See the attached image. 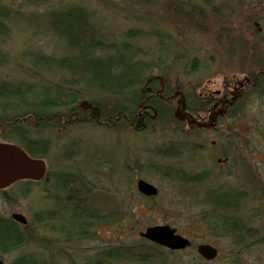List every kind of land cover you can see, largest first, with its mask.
<instances>
[{"label": "rangeland", "instance_id": "rangeland-1", "mask_svg": "<svg viewBox=\"0 0 264 264\" xmlns=\"http://www.w3.org/2000/svg\"><path fill=\"white\" fill-rule=\"evenodd\" d=\"M244 1L247 5L241 8L248 7L246 30L244 24L241 27L243 11L240 6ZM254 1L213 0L206 4L204 0H50L34 6L21 0H0V4L9 5L13 11L24 14L10 20L7 24L9 37L0 38V56L7 57L5 65L0 67V80L26 82L30 86L29 92L37 93V96L49 87L53 90L52 86L32 80L26 74L37 53L64 57L67 54L64 42L41 25L36 28L27 25L25 19L50 10L81 6L92 14L99 27L97 38L104 45H133L139 59L149 65L144 73L146 80L165 78V86L172 89L179 84H193L196 91L199 85L208 86L209 81L218 87L224 79L240 77L243 72L254 68L248 61L256 53V47L250 44L256 38L255 15L250 9L254 7ZM204 22L209 28L206 29ZM129 32L138 38L127 37ZM243 39L248 40L246 48L237 51L242 47L238 40ZM166 47L167 50L164 49ZM107 52L100 50L95 53L102 55ZM241 55L246 57V68H240L242 61L238 57ZM68 57L77 59L78 55L68 52ZM193 62H196L198 71L196 68L191 71L189 65ZM41 74L49 77L45 70ZM159 86L155 84L156 89ZM171 91L173 94L176 92ZM245 102L246 107L241 112L243 121L238 118L239 110H234L221 122L219 132L214 136L206 134L208 142L215 140L217 146L228 142L234 151L226 167L218 170L219 173L224 172L219 175L213 168L204 169V164L195 163L192 159L174 160L158 155L160 147L171 143L185 146L193 140L186 137L195 136L187 129L178 131L179 126L170 120L152 123L146 130L124 124L107 127L90 117L84 123L72 126L63 122L58 128L32 129L34 137L47 139L50 145L49 154L44 158L48 164L47 177L39 183L22 182L0 190V216L13 220L14 214L22 215L27 220L26 225L21 224L25 230H29L31 223L33 237L28 254L44 262L50 261L49 264H83L84 259L94 256L102 247L152 244L140 238L139 234L148 227L163 225L177 229L178 234L193 243V247L179 256L180 264H264V244H252L245 249L249 244L247 240L241 244L243 248L240 250L233 239L214 234L202 221L204 214L217 210L204 200L208 189L221 186L242 188L250 193V197L238 213L245 225L258 229L257 234H264V94L252 93ZM169 108L173 118L176 104ZM0 143H6L2 135ZM213 157L216 162L218 156ZM215 162L209 166L213 167ZM155 166L183 168L191 174L206 171L211 176L195 188L198 196L192 202L182 199L177 181L158 174L154 171ZM57 174H74L86 192L104 194L114 201V204L111 201L112 209L105 212L106 222L111 223L90 229L94 239L73 242L68 247L57 236L64 231L53 229L54 223L66 231L78 229L70 214L58 221L46 216L53 203L64 198L51 186ZM141 180L155 187L157 194L148 197L141 194L137 189ZM52 196L53 203L49 201ZM60 212L58 210V214ZM41 220L40 226L38 221ZM200 244L218 248V258L205 261L197 253ZM81 253L82 260L79 259ZM20 256L18 252H0L4 264H13Z\"/></svg>", "mask_w": 264, "mask_h": 264}, {"label": "trees", "instance_id": "trees-1", "mask_svg": "<svg viewBox=\"0 0 264 264\" xmlns=\"http://www.w3.org/2000/svg\"><path fill=\"white\" fill-rule=\"evenodd\" d=\"M21 1L39 6V4H46L50 0ZM168 9L170 11L171 8ZM20 15L24 14L13 11L9 5L0 4V38L9 37L10 32L7 29V24ZM34 17L35 15H30L27 19L24 18L27 25L33 28L41 25L52 32L63 40L67 54H64V57H53L37 53L31 60V67L26 75L32 80L42 81L47 86L53 87V90L49 87L42 92V97L41 95L37 96V93L29 92L30 86L26 82L0 80V134L4 141L21 147L32 158L44 159L50 151L49 142L47 139L34 137L32 129L58 128L60 127L59 123L66 122V120L72 121L68 122L70 126L84 123L90 116L85 113L87 111L83 112L79 108V104L83 101L92 103L100 109L101 115L100 117L95 116L96 121L133 127L130 122L137 117L140 103L144 99L140 89L146 82L144 73L149 67L139 59L133 45L129 43L111 47L104 45L97 38L99 27L93 21L92 14L81 6L50 10ZM127 37L135 39L138 38V35L129 32ZM245 48L239 47L237 51H243ZM164 49L167 50V47ZM100 50L108 52L102 55L95 53ZM68 52L77 54L78 58H69ZM244 64L241 62L240 67ZM253 64L255 65V63ZM3 65L5 63L0 62V67ZM189 67L192 71L197 67L196 62L191 63ZM42 70L47 71L49 77L43 76ZM196 70L198 71V68ZM53 75L55 76L52 78ZM162 79L167 82L165 78ZM171 90L181 92L185 97L186 106L193 111L192 106L196 95L193 84H179L175 89L167 85L165 95L172 96ZM152 103L158 110V117L150 124L170 120L179 125L171 117V111H169L171 109L169 107H173L175 104L174 101L164 104L160 100H156ZM85 118L86 120H84ZM140 124L139 121L137 126H141ZM194 151L190 144L181 146L171 143L160 147L158 155L174 160H191ZM154 171L176 180L182 199L192 202L198 196V191L195 188L207 182L211 176L206 171L191 174L183 168L161 166H155ZM242 172L244 174V170ZM239 175L241 176L242 173ZM56 176L55 190L58 191L59 196H62L61 198L68 195V200L66 199L64 204L60 201L62 206L59 214L62 217L61 219L58 217L60 215L58 214L59 209H57L56 220H63L70 214L74 225L78 227L77 230L72 231L60 228L64 233L57 234V236L61 237L64 244L69 247L73 242L82 243L83 240H89L94 237L90 233L92 227L111 223L106 222L105 212L112 209V203L114 204L112 199L111 203L104 194H93L89 190L86 192L85 189H82L83 185L78 180L79 177L74 174L66 176L57 174ZM241 183L243 184V182ZM205 197V202L217 209L202 216L206 229L213 231L216 235L233 239L240 250L243 248L241 244L246 243L247 240H249V244L245 249H248L252 244H264V234H257L258 229L245 225L242 216L238 213L250 197L248 191L242 188L221 186L208 189ZM38 222L41 226L42 220ZM53 226L57 227L56 223ZM28 227L29 230H25V227L23 228L15 221L0 216V252L2 254L21 253V256L13 264H49L50 261L44 262L33 254H28L27 249L30 239L33 237L31 223ZM183 254L184 251H170L153 243L118 245L98 249L94 256L88 257L86 261L84 259L83 264H123L125 262L180 264L179 256ZM82 257L81 253L79 259L82 260Z\"/></svg>", "mask_w": 264, "mask_h": 264}, {"label": "flooded vegetation", "instance_id": "flooded-vegetation-1", "mask_svg": "<svg viewBox=\"0 0 264 264\" xmlns=\"http://www.w3.org/2000/svg\"><path fill=\"white\" fill-rule=\"evenodd\" d=\"M212 1L213 0H204L206 4L211 3ZM254 3H255L254 7H250V9L254 12L255 15L253 20V26L255 27L256 30V38H255V42L250 44L256 47V53L255 55L250 56L248 58V61H250L249 63L250 67L254 66L255 70L253 68L249 71H245L241 74L240 77H233L232 79H224L222 81L221 86L218 87L214 86V84H212L211 81L208 82L207 84L208 86L199 85L195 91L196 95L192 106L193 111L189 110L188 107L186 106L184 121H178L175 119V121L179 124L178 126L180 128V130L178 131L182 132L184 129L185 130L187 129L188 132L195 134V136L188 135V137H186L188 139H190V137L193 138L190 144L193 147V151L195 150L194 154L192 153V158H191L192 161L195 160V163L200 162L204 164L206 166L204 169L213 168L215 171H217L218 175L224 173L222 171H220L219 173L218 170L226 167V163L230 161L232 156L231 153H233L234 151L233 148L231 147V144H229L228 142L220 146L216 145L215 140L208 142L206 138V134L210 133L211 136H214L215 133L219 132L221 122L225 118H228L229 114L234 110H239L240 120L243 121L241 112L242 109H245L246 107L245 101L247 100V98L250 97L252 93L256 95L264 94V0H255ZM246 5H247V1H244L240 6V8L242 6L246 7ZM247 9L248 7L246 9L241 8V10L243 11L241 16L243 18L241 27L243 28V24H244L245 30H246V23H248L245 15ZM195 10L199 11L201 9L195 8ZM204 23L206 29L209 28L207 26L208 23L206 22ZM247 42L248 40L246 39L238 40V44L239 43L240 45L242 44L241 45L242 47H246ZM238 58L241 59L242 62H244V59H246L245 55H241ZM252 62L255 63V65ZM240 68H246V66L243 65ZM157 83L160 84L159 81L151 82L149 86L146 88V92L142 93L144 99L141 101L142 103L140 105V110L136 114L137 117L133 119L132 122H130L132 126L137 130L140 129L146 130V128L150 126V122H152L158 117V111L154 107L152 101L160 100L164 104H168L169 101H176L175 111L177 110V108H179L178 99L180 97L173 99V96L176 92H174L172 96H166L165 95L166 86L164 91L160 93L159 91L161 89V86H159V89L155 88V84ZM85 111L83 112L88 113L91 119H95V116H97L96 112L93 113L90 110H85ZM84 120H86V118ZM139 121L141 122L140 124L141 126L139 125L137 126ZM191 121L195 123L193 124L191 123ZM66 122H72V121L66 120ZM96 122L103 123L107 127L112 126L110 122L104 123L98 120ZM0 138H1V134H0ZM214 155L218 156L216 162L214 161V157H213ZM33 159L40 160L38 158H33ZM43 161L46 164V171L40 180L32 179L33 181L27 180L18 183H22V182L39 183L43 179H45L48 174V164L46 160L43 159ZM212 161L215 162V165L213 167H210L209 165L213 164ZM51 186L52 189H55V178L53 179ZM67 196L68 195H66L65 198L61 201L63 202V204L66 202L65 201L66 199L68 200ZM49 201L53 203L54 201L53 196ZM57 205L58 207H56ZM61 206L62 204H60V201L58 203H53V206H51L52 209L51 212L48 213V216L51 217L52 221L56 219L54 218L55 212L57 209L61 210Z\"/></svg>", "mask_w": 264, "mask_h": 264}, {"label": "water", "instance_id": "water-1", "mask_svg": "<svg viewBox=\"0 0 264 264\" xmlns=\"http://www.w3.org/2000/svg\"><path fill=\"white\" fill-rule=\"evenodd\" d=\"M153 81L160 82L161 89L159 92L162 93L165 89L163 79L161 77L150 78L147 81V85ZM177 97H180L178 102L179 108L174 116L176 120L184 121L186 100L181 92H176L173 99ZM79 108L82 111L89 109L93 113L96 112L99 117L101 115V111L97 106H93L86 101H83ZM191 123L194 124L195 122L191 121ZM45 171L46 164L43 160H36L29 157L28 154L15 144L0 143V190L6 189L18 181L40 180ZM137 189L144 196H154L157 194L155 187L142 180L138 182ZM13 219L22 225L27 224V220L22 215L14 214ZM139 237L174 252L184 251L192 247V241L190 239L178 234L177 229L169 225L148 227L144 232L139 234ZM197 253L207 262L214 261L219 256L218 248L210 244L198 245ZM0 264H4V261L0 260Z\"/></svg>", "mask_w": 264, "mask_h": 264}, {"label": "bare ground", "instance_id": "bare-ground-1", "mask_svg": "<svg viewBox=\"0 0 264 264\" xmlns=\"http://www.w3.org/2000/svg\"><path fill=\"white\" fill-rule=\"evenodd\" d=\"M7 61V57H5V56H3V55H1L0 56V62H3V63H5ZM145 84H146V86H145ZM145 84L142 86V88L140 89V92L141 93H144V91H146V88L149 86V85H147V80H146V82H145ZM161 86V85H160ZM150 101V100H149ZM87 102V101H86ZM82 103V102H81ZM80 103V104H81ZM89 103V102H88ZM142 103V102H141ZM141 103H140V105H141ZM80 104H79V106H80ZM92 104V103H91ZM93 105V104H92ZM94 106V105H93ZM140 107V106H139ZM178 109V108H177ZM89 110V109H88ZM91 111V110H90ZM158 111V110H157ZM173 119L175 120V116H174V114H173ZM68 123V122H67ZM71 123V122H70ZM7 143V142H6ZM19 147V146H18ZM21 148V147H20ZM22 149V148H21ZM23 150V149H22ZM24 151V150H23ZM25 152V151H24ZM26 153V152H25ZM27 154V153H26ZM22 181H27V180H22ZM29 181H33V180H29ZM18 182H21V181H18ZM18 182H15V183H18ZM15 183H14V185H15ZM66 191H68V190H66ZM58 217H62L61 215L60 216H58ZM12 219H13V217H12ZM13 221H15L16 223H18V224H20L18 221H16L15 219H13ZM21 225V224H20ZM54 227V226H53ZM53 229H56V231H59L60 230V228H57V227H54ZM219 250V249H218ZM219 254H220V252H219ZM0 260H1V258H0Z\"/></svg>", "mask_w": 264, "mask_h": 264}]
</instances>
